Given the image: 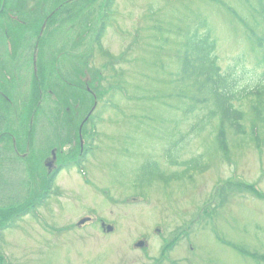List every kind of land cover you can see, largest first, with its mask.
I'll list each match as a JSON object with an SVG mask.
<instances>
[{
	"label": "rangeland",
	"instance_id": "rangeland-1",
	"mask_svg": "<svg viewBox=\"0 0 264 264\" xmlns=\"http://www.w3.org/2000/svg\"><path fill=\"white\" fill-rule=\"evenodd\" d=\"M63 1L7 0L0 16V77L9 80L0 90L10 98L0 110L11 112L10 121L0 113V133L16 134L21 155L0 140V264H264V121L252 140L254 97L237 103L247 137L228 129L221 152L217 118L193 134L196 115L161 96L176 95L175 49L193 31L210 33L222 73L251 87L264 81V0H114L100 43L107 0H72L48 19ZM160 33L168 42L157 48ZM36 62L45 67L35 97ZM199 155L202 167L183 173ZM45 163L57 169L52 192ZM154 166L162 175H150ZM46 192L36 211L47 227L27 210Z\"/></svg>",
	"mask_w": 264,
	"mask_h": 264
},
{
	"label": "trees",
	"instance_id": "trees-1",
	"mask_svg": "<svg viewBox=\"0 0 264 264\" xmlns=\"http://www.w3.org/2000/svg\"><path fill=\"white\" fill-rule=\"evenodd\" d=\"M80 1V0H79ZM91 1V0H87ZM114 0H107L106 3L109 4L104 8V16L101 26L98 30V36L96 37L100 43L104 31L110 26L111 20H113V14L109 11L110 5L113 4ZM3 4L1 12L7 10V0H0V4ZM70 0H65L58 4L54 9L53 13L48 17V19H54L56 17L57 10H62ZM111 3V4H110ZM64 6V7H63ZM59 10V11H60ZM231 16L238 20V15L229 9ZM264 10V8H262ZM0 12V13H1ZM262 19L264 20V14L261 13ZM47 20V18H46ZM240 20V19H239ZM241 21V20H240ZM202 27V26H200ZM205 28V27H204ZM198 30V28H196ZM159 30V29H157ZM138 34V33H136ZM161 37H157V48H162V44L167 43L163 33H160ZM186 34V33H185ZM182 34V45L181 48L175 49L174 58L177 62L178 69L174 72V80L171 82V88L176 91V95L164 96L161 95L163 99L175 97L182 101L181 113L182 116H189V114H195V121L192 123L191 133L195 134L200 130L204 129L212 119H218V130L213 138V145L217 151L227 152L226 136L227 130L231 129L230 133L234 135L241 136L242 139L246 138V131L244 124L241 123L244 117V112L240 109V101L247 99L249 97H254V101L251 105V110L254 109L255 116L252 119V124L250 126L249 136L252 140L258 138V122H263L264 117H259L260 112L264 110V81H260L254 87L247 86V84L238 83L237 80L231 75H226L222 73L221 68L217 63V56L215 53L216 43H214L211 38L210 33H199L198 31H193L189 35ZM138 37V35H137ZM137 40V38H136ZM135 40V41H136ZM262 50V60L264 61V37L262 39H257V46ZM163 59L157 58L156 66L159 70H166V64L162 61ZM122 80L117 88L122 89ZM168 90V89H167ZM184 105V106H183ZM185 136H181L184 138ZM177 142H172V145L168 149V155L171 149H175ZM91 146L83 152H75L74 155H78V159L84 158L85 152H89ZM171 155V154H170ZM169 159V158H168ZM172 163L177 161V154L169 159ZM202 156H196L187 161L182 162L184 165L185 173L187 169H195L197 167H202L201 161ZM154 171L150 175H162L159 173L157 166L152 168ZM173 177L178 178L177 174H173ZM253 192L258 196H263L262 192H258L253 185L250 187ZM32 202H28L30 204ZM29 212L33 211V206H27ZM15 212V211H14ZM7 220V215L1 217ZM8 221V220H7ZM242 252V249H240Z\"/></svg>",
	"mask_w": 264,
	"mask_h": 264
},
{
	"label": "flooded vegetation",
	"instance_id": "flooded-vegetation-1",
	"mask_svg": "<svg viewBox=\"0 0 264 264\" xmlns=\"http://www.w3.org/2000/svg\"><path fill=\"white\" fill-rule=\"evenodd\" d=\"M10 12V11H9ZM3 15V13H1V15L0 16H2ZM10 15H11V13H10ZM11 20V19H10ZM45 23L47 22L46 21V19H45V21H44ZM32 23H33V25L35 24V21H33L32 20ZM43 24V23H42ZM12 27V26H11ZM13 27H15V26H13ZM41 30H42V26L40 27V29H39V31L38 32H41ZM44 40H46V38H44ZM34 66V69H33V71H32V78L34 79L33 80V87H34V90H33V92H34V94L35 93H37V95H40L41 94V79L39 78V73L41 74L42 73V71L44 70V65H42V66H39L38 64H37V66H39V68L40 69H37L36 68V65L34 64L33 65ZM8 69H9V71H10V69H11V65H9L8 66ZM22 72L20 71L19 72V74H21ZM26 73H28V71H26V72H24V74H23V76L21 75V77H19L17 80L18 81H20L21 79L23 80L24 78V76H25V74ZM3 77H0V84H3V83H5L6 82V80H7V77H8V72H5V77H4V75H2ZM46 79H47V73H46ZM4 81V82H3ZM7 82H9V80H7ZM6 82V83H7ZM37 82H39V83H37ZM14 97H12V99H13ZM0 100H2L3 102H9V104H10V98L6 95V93L5 92H3V91H1L0 90ZM2 105L3 106H6V107H8V105H4L3 103H2ZM9 108V107H8ZM3 110L5 111V109L3 108ZM3 110H0V113H2V114H4V115H7L8 117H9V119L7 120V121H10V116H9V114H8V112H10V110L9 109H7L5 112L3 111ZM11 113V112H10ZM13 114H14V112H13ZM5 129H7L6 128V125L4 124V126H3ZM9 131V132H8ZM13 133L11 130H2V132L0 133V140H2V139H4L3 141H4V143H7L8 144V149H10L13 153L15 152V142H16V134H11V133ZM10 143H11V145H10ZM7 144H6V146H7ZM40 223L42 224V221H40ZM101 222H100V226H101ZM43 225V224H42Z\"/></svg>",
	"mask_w": 264,
	"mask_h": 264
}]
</instances>
